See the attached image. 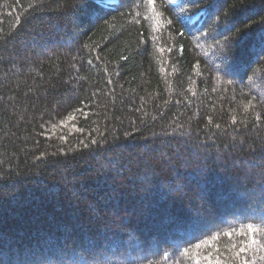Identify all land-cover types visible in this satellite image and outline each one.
<instances>
[{"label": "trees", "instance_id": "trees-1", "mask_svg": "<svg viewBox=\"0 0 264 264\" xmlns=\"http://www.w3.org/2000/svg\"><path fill=\"white\" fill-rule=\"evenodd\" d=\"M155 10L0 0V264H189L261 223L264 0Z\"/></svg>", "mask_w": 264, "mask_h": 264}, {"label": "snow or ice", "instance_id": "snow-or-ice-1", "mask_svg": "<svg viewBox=\"0 0 264 264\" xmlns=\"http://www.w3.org/2000/svg\"><path fill=\"white\" fill-rule=\"evenodd\" d=\"M146 7L151 13L146 19L160 23V13L155 10L156 0H145ZM139 15V13H137ZM139 22V21H137ZM163 51V49H161ZM74 119V117H71ZM95 142V141H93ZM229 241L223 246L220 235H213L209 240L196 243L191 253L185 249L184 253L189 264H256L257 257L251 253L264 249V216L261 223H247L223 233ZM264 260V256L259 257Z\"/></svg>", "mask_w": 264, "mask_h": 264}]
</instances>
